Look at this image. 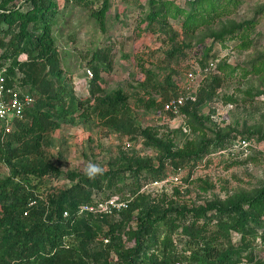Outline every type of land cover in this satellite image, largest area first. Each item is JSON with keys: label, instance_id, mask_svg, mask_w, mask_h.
<instances>
[{"label": "rangeland", "instance_id": "374dc122", "mask_svg": "<svg viewBox=\"0 0 264 264\" xmlns=\"http://www.w3.org/2000/svg\"><path fill=\"white\" fill-rule=\"evenodd\" d=\"M43 1L55 7L50 48L13 54L14 36L36 28L24 17L33 6L28 0H0V12L9 13L0 34V74L31 99L23 122L12 119L5 136L0 124V186L7 183L12 191L19 184L46 199L88 177L98 183L97 188L85 185L89 202L108 196L133 204L127 219L119 211L98 220L101 232L89 245L88 258L77 253L86 264H126L122 257L135 246L137 218L149 210L166 220L154 228L138 264L160 263L164 245L170 246L175 263H190L195 245L183 234L190 225L203 228L223 249L232 245L233 264H264V205L256 208L257 236L246 240L235 230L228 237L214 234L220 217L206 210L264 190V0H197L193 7L188 0H163L169 3L166 14H157L154 22L147 17L148 0H108L101 21L93 16L101 0ZM161 19H166L162 28ZM94 55L107 58H100L104 67L95 85ZM34 69L46 74L51 93L58 90L54 73L59 72V80L81 101L73 114L53 116L56 107L47 104L45 88L30 82ZM112 92L125 106L117 130L93 112L97 99ZM179 98V114L163 110ZM243 136L253 137L260 149L222 152ZM217 137H225L222 150L211 148ZM149 138L172 155L191 156L202 142L211 151L200 160L174 165L176 159L153 147ZM135 160L149 168L137 174ZM90 165L101 171L89 174ZM179 168L182 183L176 185L169 178ZM119 223L118 231L114 225Z\"/></svg>", "mask_w": 264, "mask_h": 264}, {"label": "trees", "instance_id": "16d2710c", "mask_svg": "<svg viewBox=\"0 0 264 264\" xmlns=\"http://www.w3.org/2000/svg\"><path fill=\"white\" fill-rule=\"evenodd\" d=\"M196 1L188 0L192 7L196 5ZM28 2L31 3L33 9L25 13V24L32 23L36 28L32 31L23 28L14 36L11 44L15 50L13 54L18 49L41 51L50 48L52 43L50 28L54 24L55 7L50 1L28 0ZM108 2V0H101L100 8L93 12V16L97 21L103 19L108 9ZM166 3L169 4L163 0H148L150 8L148 19L154 22L157 20V14L165 15L166 7L168 8ZM8 19L9 13L7 11L0 12V34L5 32L6 29H3L2 25ZM165 21L166 19L158 21L160 28L165 25ZM222 36L220 35V38ZM5 58L6 56L2 55V59ZM100 58L104 62L107 59L103 55H94L91 59L93 85L100 80L99 70L104 67V64L100 63ZM2 65L0 62V68ZM58 74L59 72L54 73L56 80L59 81L58 90H55L54 93L50 91L52 84L47 79L46 74L34 69L30 71L28 77L34 86L41 84L45 88V99L49 101L47 104L51 105L52 108L56 107L51 111L53 116L61 118L73 114L74 106L80 105L81 101L73 96L63 80H59ZM7 84L9 86L8 82ZM100 91V89H97V92ZM91 93L92 95L95 94V92ZM120 102L118 94L112 92L97 99L98 105H95L93 112L96 111L98 119L104 120L105 124H109L117 130L122 126L120 113H123L125 108L124 103ZM32 118H36V116L34 115ZM241 138L253 137L243 136ZM223 139L225 137H217L211 148H221ZM149 142L156 149H163L169 156H173L176 159L174 165L186 163L191 158L195 161L200 160L211 151L207 143L202 142L197 151L191 156L187 154L172 155L170 149L159 141L154 139L151 141L150 139ZM222 149L224 148L220 150ZM133 163L137 165V174L140 170L149 168L143 160H135ZM131 164L132 161H130ZM88 183H91L95 188L98 187L96 179L90 180L88 177H82L77 184L56 195L52 194L46 199L35 195L31 190L21 189L19 184H16L12 191L7 190V183L2 184L0 186V206L3 208L6 217L0 219V264H86L84 259L77 253L80 252L88 258L89 245L91 246L101 232V223L98 220L105 221L110 217L109 215L78 213L80 206L92 203L89 202L85 191V185ZM108 198V196H103L100 200L103 201ZM32 201L35 204L29 207V203ZM263 205L264 190L252 198L236 202L230 206L210 205L206 210H216L220 217L216 222L217 228L214 234L228 237L230 230H235L241 233L242 240H246V237L255 238L257 236L255 226L259 224V218L256 208ZM132 206L133 204L131 207L127 206L128 210H121L124 219L130 217ZM200 210L204 211V209ZM24 212H27V215H24ZM64 212L67 213L66 216H64ZM164 220H166L165 215L159 216L153 210L146 211L138 216V233L135 246L129 249L127 256L122 257V261L126 264L141 262L146 244L151 239L154 228ZM122 225H114L116 226L114 228L119 231ZM183 234L189 237L190 244L195 245V249L190 254V263L185 262V264H233L232 258L236 254V250L232 245L226 249H223L222 245L217 246L203 228L195 225L184 227ZM260 238L264 244V233L260 235ZM169 248L168 245L163 246V257L158 264L175 263L176 256Z\"/></svg>", "mask_w": 264, "mask_h": 264}, {"label": "built area", "instance_id": "2783aa9c", "mask_svg": "<svg viewBox=\"0 0 264 264\" xmlns=\"http://www.w3.org/2000/svg\"><path fill=\"white\" fill-rule=\"evenodd\" d=\"M213 66L212 63L209 64ZM88 75L91 77L90 71L87 70ZM193 100V97L189 98ZM31 99L28 95L22 94L20 91H16L14 88H11L6 85L4 77L0 74V124L4 127L3 135L8 132V128L11 125V120L23 121L24 120V111L25 104L29 103ZM183 103V99L179 98L176 100L169 101L163 107L165 112L172 113L174 115L179 114L180 106ZM248 149H257L258 143L254 138H238L229 143L225 151L231 155L245 152ZM179 168L173 176L169 178V181L173 184H181V177L179 176ZM166 182L165 180L161 181ZM164 184V183H163ZM35 204L34 201L29 203V207ZM127 205L124 202H119L116 197H109L106 200H98L95 203L84 204L80 206L78 213L79 214H92V215H109L116 216L117 213L123 209H126ZM24 215H27V212H24ZM67 213L64 212V216ZM174 264H185L182 262H176Z\"/></svg>", "mask_w": 264, "mask_h": 264}, {"label": "clouds", "instance_id": "9594fccd", "mask_svg": "<svg viewBox=\"0 0 264 264\" xmlns=\"http://www.w3.org/2000/svg\"><path fill=\"white\" fill-rule=\"evenodd\" d=\"M89 174H95L101 171V169L96 165H90L89 169L86 170Z\"/></svg>", "mask_w": 264, "mask_h": 264}]
</instances>
